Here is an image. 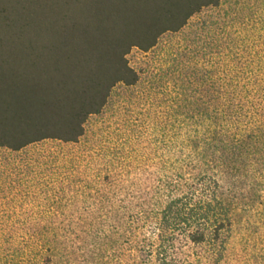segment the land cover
<instances>
[{"label": "rangeland", "instance_id": "1", "mask_svg": "<svg viewBox=\"0 0 264 264\" xmlns=\"http://www.w3.org/2000/svg\"><path fill=\"white\" fill-rule=\"evenodd\" d=\"M127 59L139 84L117 86L77 143L0 150V264H47L27 230L62 226L121 234L104 262L134 264L139 254L132 243L151 232L142 223L128 230L138 201L177 163L186 159L198 171L206 117L228 106L260 138L237 174L219 177L232 217L218 264H264V0H221L180 32L163 35L151 51L132 50ZM217 100L226 107L214 110ZM185 134L187 157L179 154L178 136Z\"/></svg>", "mask_w": 264, "mask_h": 264}, {"label": "trees", "instance_id": "2", "mask_svg": "<svg viewBox=\"0 0 264 264\" xmlns=\"http://www.w3.org/2000/svg\"><path fill=\"white\" fill-rule=\"evenodd\" d=\"M220 2L0 0V150L15 154L44 141L77 143L117 86L139 84L127 59L132 50L151 51L163 35L180 32ZM212 104L216 111L226 107L220 100ZM207 117L198 171L186 159L177 163L171 177L138 201L137 217H129L131 232L139 223L151 230L132 243L139 254L134 264H218L232 217V200L219 177L239 172L237 165L256 151L260 135L249 122L243 127L231 106ZM178 137L179 154L187 157L191 137ZM27 232L40 243L47 264H106L104 256L121 236L95 226ZM190 246L205 250L193 255L185 251Z\"/></svg>", "mask_w": 264, "mask_h": 264}]
</instances>
